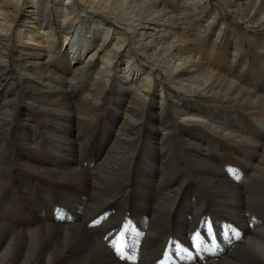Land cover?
<instances>
[{
  "label": "bare ground",
  "instance_id": "6f19581e",
  "mask_svg": "<svg viewBox=\"0 0 264 264\" xmlns=\"http://www.w3.org/2000/svg\"><path fill=\"white\" fill-rule=\"evenodd\" d=\"M0 27V264H134L103 240L125 219L144 264L202 215L245 229L204 264H264V0H0Z\"/></svg>",
  "mask_w": 264,
  "mask_h": 264
},
{
  "label": "rangeland",
  "instance_id": "374dc122",
  "mask_svg": "<svg viewBox=\"0 0 264 264\" xmlns=\"http://www.w3.org/2000/svg\"><path fill=\"white\" fill-rule=\"evenodd\" d=\"M0 29H1V27H0ZM5 29H6V32L8 33V34H10L11 33V29H10V31H9V29H7V26H4L3 25V27H2V30H4V32H3V34H5ZM25 33V36H28V35H30L31 33H28L27 32V30H24V31H22V35H20L19 36V41L21 42V43H24V42H29V39L28 38H26V37H24L23 36V34ZM34 34V33H33ZM37 38H40V36H38V35H35ZM37 38H35V40H37V42H40V40L39 39H37ZM44 40H45V38H44ZM42 41V40H41ZM73 41V40H72ZM75 41H77V40H74L73 42H75ZM34 43H36V41H34ZM28 44V43H27ZM80 44V43H79ZM67 46V47H66ZM72 44L70 45L69 43H67V44H65V47H66V51L70 54V57H72L73 56V54H76V56L78 55V50L80 49V46H72ZM71 47V48H70ZM90 51H91V48L89 47V46H86V48H81V50H80V52H81V55H80V58H81V61L88 55V53H90ZM75 56V57H76ZM100 59H98V61H99ZM100 62H102V60L100 61ZM106 63V62H105ZM110 63V62H109ZM122 68H124L123 66H121V67H119L118 68V70H117V73H118V77L119 78H124V69H122ZM126 71H127V69H126ZM131 72V71H130ZM129 74V73H128ZM141 77V76H140ZM138 78V77H137ZM139 80H141L140 78H139ZM160 92V90L158 89L157 90V94ZM158 101V106H159V104H160V101H159V99H157ZM181 109V111H179V116H180V114H184V109L181 107L180 108ZM179 109V110H180ZM210 121H213V119L212 118H210ZM216 122H211V125H209L210 123H208V122H205V120H204V124L205 125H207L208 124V126H206L207 128H209V129H213V127H215V126H218V124H219V122H222V125H223V127H225V128H228V126H227V124L223 121V120H215ZM252 122L256 125V126H261V128L262 129H264V120H263V117H262V115H257V117H253V120H252ZM220 125V124H219ZM221 126V125H220ZM222 127V126H221ZM227 131V130H226ZM228 132V131H227ZM231 138L232 139H234V136H231ZM99 140H100V138L98 137V138H96V143H98L99 142ZM204 146V145H203ZM92 154V152L90 153V152H88L87 154H86V156H84L85 158H89L90 157V155ZM70 157H71V155H70ZM17 170H20V169H17ZM11 187H13V186H10L9 184L6 186V190L5 189H3V191H2V194H1V196H0V218L1 219H3L4 221H6V222H8L9 223V225L10 226H13V225H15L14 227H20V228H22L23 226V224H19V221H18V217H17V210H16V207H14L13 205H14V200H13V195H15L17 198L20 196V194L17 192V190H14V189H11ZM27 190H28V192H29V199H30V202H29V205H31L32 206V208L33 209H36V208H40L41 206H43V208L44 209H41L44 213H47L46 212V209H48V211L50 210V209H52V213H54V211H55V215H58L57 213H59L60 212V214H61V212L63 211V209L61 208V207H63V206H67V209L65 210V212H67V210H70V206H69V204H67L66 202H64L63 200L64 199H60L59 198V196H58V194L56 193V191L55 190H53V189H51V190H49V188H45V189H39V188H33L32 186H31V184H29V183H27ZM36 191V192H32V191ZM7 191V192H6ZM31 193H33V194H31ZM53 194V195H52ZM50 195V196H49ZM52 196V197H51ZM12 199V200H11ZM8 200V201H7ZM40 200V201H39ZM52 200V201H51ZM88 200H89V198H87L86 199V202H85V204H87L85 207L86 208H88L89 207V203H88ZM63 204V205H62ZM27 206L25 203H23V202H21L20 204H19V206ZM62 205V206H61ZM86 208H81L80 206H79V208H75L76 210L77 209H79L78 211L81 213H86L87 212V209ZM59 209H60V211H59ZM12 210V211H11ZM82 210V211H81ZM86 210V211H85ZM14 211V212H13ZM38 211V210H37ZM20 212L21 213H23L21 210H20ZM4 213V214H3ZM60 214H59V216H58V218L60 219ZM61 215H63V214H61ZM3 216V217H2ZM5 216V217H4ZM10 216V217H9ZM7 218V219H6ZM37 218H43V214H37ZM96 220H99V218H96L95 219V221ZM14 221V222H13ZM11 223H13V224H11ZM15 223V224H14ZM17 225V226H16ZM198 224H196V225H193L192 227L190 226L189 228L190 229H192L193 227H196ZM190 232V231H189ZM110 237L111 236H109V239H110ZM105 238V237H104ZM103 238V240H105ZM129 240V239H128ZM129 243H130V240H129ZM135 245V244H134ZM133 245V246H134ZM158 252L159 251H157V252H155V253H153L152 255H151V257L150 258H152V257H154V256H156L157 254H158Z\"/></svg>",
  "mask_w": 264,
  "mask_h": 264
},
{
  "label": "snow or ice",
  "instance_id": "6c2138e0",
  "mask_svg": "<svg viewBox=\"0 0 264 264\" xmlns=\"http://www.w3.org/2000/svg\"><path fill=\"white\" fill-rule=\"evenodd\" d=\"M100 221L97 220L96 223L98 224ZM209 230H211V226L209 225ZM196 239L199 240V234H197ZM113 247L115 248V250L117 251L118 254H123V249L122 246H117L116 244L113 245Z\"/></svg>",
  "mask_w": 264,
  "mask_h": 264
}]
</instances>
